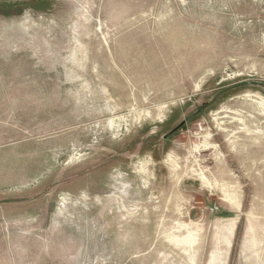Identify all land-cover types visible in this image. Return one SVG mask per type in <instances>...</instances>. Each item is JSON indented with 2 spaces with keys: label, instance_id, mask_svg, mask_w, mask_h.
I'll return each instance as SVG.
<instances>
[{
  "label": "rangeland",
  "instance_id": "rangeland-1",
  "mask_svg": "<svg viewBox=\"0 0 264 264\" xmlns=\"http://www.w3.org/2000/svg\"><path fill=\"white\" fill-rule=\"evenodd\" d=\"M0 264H264V0L0 1Z\"/></svg>",
  "mask_w": 264,
  "mask_h": 264
},
{
  "label": "flooded vegetation",
  "instance_id": "flooded-vegetation-1",
  "mask_svg": "<svg viewBox=\"0 0 264 264\" xmlns=\"http://www.w3.org/2000/svg\"><path fill=\"white\" fill-rule=\"evenodd\" d=\"M1 1V0H0ZM12 1H15V0H12ZM12 1H5V2H12ZM4 2V1H3Z\"/></svg>",
  "mask_w": 264,
  "mask_h": 264
},
{
  "label": "water",
  "instance_id": "water-1",
  "mask_svg": "<svg viewBox=\"0 0 264 264\" xmlns=\"http://www.w3.org/2000/svg\"><path fill=\"white\" fill-rule=\"evenodd\" d=\"M1 1H12V0H1Z\"/></svg>",
  "mask_w": 264,
  "mask_h": 264
}]
</instances>
